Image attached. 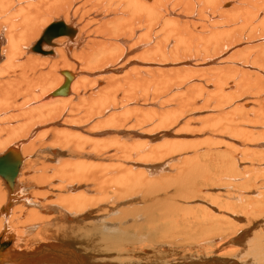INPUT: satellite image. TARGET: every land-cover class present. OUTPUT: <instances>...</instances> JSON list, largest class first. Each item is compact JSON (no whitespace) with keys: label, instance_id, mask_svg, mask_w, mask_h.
Returning <instances> with one entry per match:
<instances>
[{"label":"bare ground","instance_id":"6f19581e","mask_svg":"<svg viewBox=\"0 0 264 264\" xmlns=\"http://www.w3.org/2000/svg\"><path fill=\"white\" fill-rule=\"evenodd\" d=\"M9 149L3 264H264V0H0Z\"/></svg>","mask_w":264,"mask_h":264},{"label":"water","instance_id":"95a60500","mask_svg":"<svg viewBox=\"0 0 264 264\" xmlns=\"http://www.w3.org/2000/svg\"><path fill=\"white\" fill-rule=\"evenodd\" d=\"M66 32L67 36H70L69 34H73V32L68 31V29H65L66 27L63 24L57 23V24H51L46 28V30L43 32V34L40 36L39 40L36 42V44L32 47V50L34 52H41L43 53L41 46L42 44H48L51 45V38L53 37L50 32L51 30ZM59 28V29H58ZM56 32V33H57ZM69 82V81H68ZM66 87V86H64ZM63 87V89H64ZM21 157L18 153H14L11 151V149L7 150L3 154L0 155V178L3 180L5 186L9 190V193L12 192L15 184V180L17 178L20 166H21ZM10 201L7 202L6 206H3L0 208L1 213H7L8 208L10 207ZM12 244V240L8 238L5 241L1 240L0 236V264L4 263V252L6 248H10Z\"/></svg>","mask_w":264,"mask_h":264},{"label":"rangeland","instance_id":"374dc122","mask_svg":"<svg viewBox=\"0 0 264 264\" xmlns=\"http://www.w3.org/2000/svg\"><path fill=\"white\" fill-rule=\"evenodd\" d=\"M60 17H58V18H54L53 20H55V19H59ZM41 33V32H40ZM39 36V35H38ZM37 36V37H38ZM36 37V38H37ZM202 113H205L204 112V110L202 111V112H200L199 114H202ZM24 145V144H23ZM22 145V146H23ZM228 151V150H227ZM0 181H1V179H0ZM1 183H2V181H1ZM3 184V183H2ZM4 188V187H3ZM216 189H218V191H222V189L223 188H221V187H216ZM238 214H236V215H238L240 218H242V219H245V215H243L244 213H240V212H237ZM101 217H103V215L101 214ZM216 218H218V216H216ZM0 221H1V218H0ZM245 221V220H244ZM263 225V226H262ZM264 221H263V219H262V221L261 222H259V225L257 226V228L256 229H254V231H256L257 233H258V231H260L261 233H259L256 237H258V238H264ZM253 232V231H252ZM252 235H253V233H252ZM261 235V236H260ZM263 236V237H262ZM217 243H221V241H219V242H217ZM250 247H251V244H246V249H249L250 251H251V249H250ZM245 248V247H244ZM131 250V248L128 250V252H126V253H128V254H125V252L123 253L125 256H130L131 255V253L133 252V250H132V252L130 251ZM253 250V249H252ZM138 252V251H137ZM158 254H160L159 252H158ZM231 256V255H230Z\"/></svg>","mask_w":264,"mask_h":264}]
</instances>
